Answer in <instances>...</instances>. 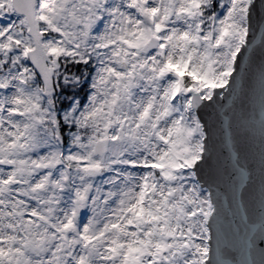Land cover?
Returning <instances> with one entry per match:
<instances>
[{"label": "snow or ice", "instance_id": "obj_1", "mask_svg": "<svg viewBox=\"0 0 264 264\" xmlns=\"http://www.w3.org/2000/svg\"><path fill=\"white\" fill-rule=\"evenodd\" d=\"M0 264H264V0H0Z\"/></svg>", "mask_w": 264, "mask_h": 264}]
</instances>
